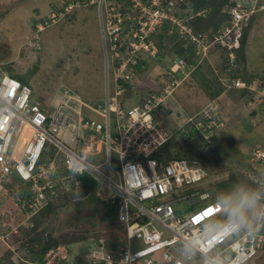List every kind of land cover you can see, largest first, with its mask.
<instances>
[{
  "label": "built area",
  "instance_id": "obj_1",
  "mask_svg": "<svg viewBox=\"0 0 264 264\" xmlns=\"http://www.w3.org/2000/svg\"><path fill=\"white\" fill-rule=\"evenodd\" d=\"M87 5L94 6L99 25L104 74L100 99L64 93L52 105H42L28 84L0 73V209L10 192L7 180L15 177L21 187L12 194L23 217L10 226L3 218L14 215L0 210L2 237L27 226L61 197L77 193L83 187L79 175L86 173L97 183V195L115 204L126 241L115 249L101 238L89 242L83 264H201L203 254L219 259L220 253L226 256L225 264H264V230L253 236L231 235L232 229L217 217L222 231L210 239L201 232L219 209L214 197L207 201L211 194L202 184L209 173L200 161L167 158V152L159 155L172 136L165 113L168 98L212 49L226 52L222 70L232 73L237 68L236 50L251 16L264 9V0L257 9L244 0L227 6L223 11L228 19L204 31L194 29L190 21L206 10H193L190 0H64L38 19L26 44L39 49L43 28ZM177 42L191 46L192 61L168 53ZM151 61L156 69L149 68ZM153 72L159 89L149 87L141 94L142 76ZM219 80L225 89L245 90L248 106L264 113V79L229 75ZM136 94L139 100L130 103ZM82 109L99 120L85 116ZM200 114L186 121L194 122L209 140L213 129L222 125L219 109L208 103ZM255 155L264 156V151L256 150ZM248 176L257 186L264 185L260 174L249 171ZM24 186L27 194L22 195ZM189 241L198 245V253L186 247ZM76 260L66 246L57 245L43 254L40 264H78Z\"/></svg>",
  "mask_w": 264,
  "mask_h": 264
},
{
  "label": "rangeland",
  "instance_id": "obj_2",
  "mask_svg": "<svg viewBox=\"0 0 264 264\" xmlns=\"http://www.w3.org/2000/svg\"><path fill=\"white\" fill-rule=\"evenodd\" d=\"M63 1L64 0H0V73H10L13 71L21 74L29 70V86L33 90V97L36 96L39 98L42 101V105H52L54 98L58 94L64 93L68 94L70 97H79L82 100H92L93 102L103 96L104 74L101 41L99 25L96 20L97 18L93 5L75 8L68 13L67 17L55 24L43 28L39 33V49H33L26 45L28 38L33 32V19L46 17ZM239 1L240 0H213L214 5H222L221 9L230 5H235L239 3ZM244 1L255 4L252 7L257 9L260 8L259 4L262 0H256V2L254 0ZM262 11L264 12V9H257L255 14L257 15ZM78 14L79 16H77ZM263 32L264 29L260 34ZM250 33L251 29L249 30V34ZM262 41L264 42V39H262ZM261 51H263V62L260 61L259 57L253 59L247 57L249 64L247 63V68L245 67V69L251 71V74L255 77L264 79V72L261 68L264 66V46L260 52ZM169 52L171 53V49ZM214 53L216 54L217 52ZM148 66L149 68L156 69L157 63L151 61ZM221 66L216 72L217 75L214 72V80L216 81L220 77H227L232 74L231 72L229 73L222 70ZM30 69H32L31 72ZM247 74L248 73H246V75ZM153 76L154 74L146 78L142 76L143 79L145 78V84H150L151 86L157 85V82L151 78ZM203 76L196 81H198L202 87L206 86L205 88H207V77L211 75H208L204 79ZM196 81L195 83H197ZM193 84L194 82L191 79L185 84L187 88L182 89V84L175 91L174 94L179 91V96L182 98V106H172L168 119L169 121L173 120V122H176L181 119L185 120L187 117L186 114L190 113L188 111L190 109L189 106L191 105L193 107V105L197 104V101L195 103V96L192 93V91L194 93L196 92L194 88L195 85ZM146 86L147 85H142L141 87ZM230 90H237L236 92L241 94L239 88H232ZM204 96L206 97L205 94ZM70 101L74 104V101ZM184 102H187L188 105ZM82 110L85 115L99 120L95 113H91L86 109ZM224 111L225 109H223V107L219 110L220 117L223 116ZM175 112H180V114L176 115ZM195 112L192 111L191 113ZM256 113L255 118L258 124L259 119L264 120V113L260 110ZM74 116L76 117L75 113ZM198 117L199 116L196 115V118ZM242 126H246V123H242ZM263 126L264 124L259 127H261V131L264 132ZM235 127L237 126L227 127V134L235 133L238 135V132H241V130ZM224 128L225 126L222 129ZM174 129L175 128L172 129L173 137L168 142L167 150L170 154H173V157H175L174 154L184 155L185 157H194V154H196L198 158L200 157L202 165L207 172H209L207 181L202 184L211 194V197L208 198L207 201L213 200V197H215L213 190H215V187L218 186L221 181L227 179L230 173H234L237 176L236 182H242L241 175L238 172L240 169L239 167L252 165L258 172L264 170V167L261 169V165L252 164L253 161L257 162L251 155L252 151H249L247 158L238 161L240 157L239 152L243 154L247 146L245 142L248 137L245 138L244 133L242 140L231 146H226L228 143V135H224L222 139L220 135H217L214 139L215 142L227 148L224 151L216 152V155L214 154L215 157L213 154L204 153L206 150H204V152L201 151L203 153L199 152L202 141L197 135L193 133H191L193 135H190L189 131L186 130L178 131ZM248 134L250 138L252 137L249 142L252 140H259V138H257L259 132L255 131V133L252 134L253 136L255 135V137L251 136L250 132H248ZM231 141L232 140H230V144ZM202 148L205 149L203 146ZM236 152L238 153L236 154ZM113 157L115 158L116 155L113 154ZM239 178L241 181H239ZM9 181L10 178L7 180V184ZM233 183L234 182H232V184ZM210 187H213V189H209ZM69 198L70 199L67 198L63 200L61 197L55 207L53 206L52 209L36 215V217L24 228L21 227L16 232H8L6 238L2 237L0 232V243H2L1 245L5 249V252L0 249V262L4 261L3 264L35 263L37 252L46 243V234H48V236L53 235L51 239L54 246L66 244L75 255L79 252L82 262L87 260V244L91 241L93 242L101 238L107 243H113L117 246L126 241L125 224L120 221L117 216H114L112 221L106 219L105 220L108 222L100 221L102 217L104 218L103 214L105 212V208L101 203L93 204L83 200L81 204H77V200L81 201L83 197L76 195L75 197ZM85 216L91 217L97 222L90 225L93 221H90L91 219L89 218H85ZM3 220L6 221L7 225L13 226L16 225L20 219L14 216L13 218L5 216ZM8 228L11 229L9 226ZM21 238L23 239V243L26 244L28 251L24 246H21L20 242H17ZM131 240L137 242L135 239Z\"/></svg>",
  "mask_w": 264,
  "mask_h": 264
},
{
  "label": "crops",
  "instance_id": "obj_3",
  "mask_svg": "<svg viewBox=\"0 0 264 264\" xmlns=\"http://www.w3.org/2000/svg\"><path fill=\"white\" fill-rule=\"evenodd\" d=\"M77 16H79V14ZM95 16H96V11H95ZM263 17H264L263 11L259 12L257 14V16L255 17L253 24L251 26V33L249 34V36L247 38L246 45H245L246 57H249L250 59L259 57L261 62H263V60H262L263 51L260 52V50L264 46L263 45L264 42L262 41V39H264V32L261 34H260V32L264 29V27H263L264 26V18ZM215 50H217V51H215ZM214 52H217L218 54L216 53L217 54L216 55ZM214 55H216V56H214ZM249 61H252V60H249ZM222 63H223V57L221 56V51L219 49H212V51L209 53L208 58L206 60H204V62L201 65H199L194 71H192V73L186 78V80L183 83L182 89L187 88V85H185V84H187V82L189 80H191V79L193 80V82H194L193 85H195L194 88H195L196 92L194 93L192 91V93L195 96V103L197 101V104L193 105V107L191 105L189 106L190 109L188 111L190 113L192 111L195 112L197 110H200L203 106H205L207 104V102H209L210 99L216 98L218 100V102L221 104L223 109H225L223 117H224V121H225L226 125H225L224 129L217 132L216 136L220 135V137L222 139L224 137V135H228V143L226 144V146H231V145H234L235 143H239L242 140V136L244 133L245 138H247V137L248 138L245 142L247 144V146L245 147L246 153L244 152L242 154L239 152L240 157H239L238 161H242L243 159L247 158V154H249V151L251 152V150H253L255 147L264 146V134H263L264 132L261 131V127H259L260 125L264 124V120L259 119V121H258L259 123L257 124V122H256L257 119L255 118L257 113H255V112L252 113L253 111L246 106L247 105L246 104L247 95H245V94L243 95L242 91H241V94L236 92L237 90L221 91L220 83H218L216 80H214V72L217 75L216 72L219 69V67L222 65ZM263 67H261V68H262V71L264 72ZM247 72L251 73V71H249V70ZM208 75H211V76L207 77ZM202 76H203V79L205 77L208 78L207 79L208 80L207 81L208 82L207 88H205L206 86L202 87V85H200L199 82L196 81L197 79H200ZM152 79L155 80L153 77H152ZM195 81L197 83H195ZM140 84L141 85H147L149 87L151 86L150 84H145V78L142 79V82ZM141 85H139L138 90L142 94V91L147 86L141 87ZM204 85H206V84H204ZM152 86L155 88H158V83H157V85H152ZM188 89H190V88H188ZM215 93H216V95H214L212 97L210 96L211 94H215ZM204 94L206 95V97L204 96ZM34 98L39 100V98H37L36 96H34ZM139 98H140V95L136 94L134 96H131L130 99H132V101H134V102H137L139 100ZM205 98H206V100H205ZM181 99L182 98H181V96H179V91H178L176 94H174V97L171 98V100L169 101V108H172L173 105H176L178 107L182 106L181 105L182 104ZM184 103H186L188 105L187 102H184ZM91 113H93V112H91ZM178 123L180 124L179 121H178ZM242 123H246V126H242ZM179 124H170L169 127L172 128L174 126H178ZM234 125L237 126L235 128H238V130H241V132H238V135H236L235 133L227 134L226 128L229 126H234ZM255 131L259 132V136L257 137V138H259V140H252L251 142H249V140L252 137L250 138L248 132H250L251 136H253L252 134H254ZM253 137H255V135ZM230 140H232L231 144H230ZM247 142H249V143H247ZM226 146H222V145L218 144V142H215V140H214V142H212V146L211 145L207 146V148L205 149L206 151L205 152L203 151V152L206 154H211V155L215 154L216 155V152L224 151L227 148ZM237 153L238 152H236V154ZM248 157H249V155H248ZM255 165H264V161H258V163H256ZM261 167H264V166H261ZM262 175L264 176L263 173H262ZM7 186L10 188H14L15 186L21 187V183L18 182L15 177H12V178H10V181L8 182ZM14 199H16L15 195L12 194V192H9L8 196H5V198H4L3 209L1 208L0 210L8 211L9 213H12L14 215V217H17L18 219H22L23 218L22 214L17 210ZM1 244L2 243H0V249L5 252V249ZM74 255H75V253H74ZM3 263H4V261L0 262V264H3ZM33 264H39L37 259H36V262Z\"/></svg>",
  "mask_w": 264,
  "mask_h": 264
},
{
  "label": "clouds",
  "instance_id": "obj_4",
  "mask_svg": "<svg viewBox=\"0 0 264 264\" xmlns=\"http://www.w3.org/2000/svg\"><path fill=\"white\" fill-rule=\"evenodd\" d=\"M169 51H170V49H169ZM168 53L171 56L174 55V54H171L170 52H168ZM153 74H154L153 78L155 79V74H156L155 72H153L152 74L146 75L145 78L146 77H150V75H153ZM142 79L143 78H141V80L139 82V85H141L140 83L142 82ZM184 81L182 82V84L184 83ZM217 82L220 83V89H223L221 91L232 89V88L225 89L223 87V85H222V82L219 79H217ZM180 86H178L176 88V90ZM147 88H149V86H147L143 91H145ZM152 88L156 89L153 86H152ZM157 89H159V86H158ZM239 89L243 92V95L244 94L247 95V99H246V104H247V101H248V98H249V94L246 93L245 90H243L241 88H239ZM175 91L173 92V94L167 100L165 113H169V115H170V112H171V108H169V101L171 100V98L174 97ZM130 98L128 99V101L130 103L131 102L136 103V102L132 101V99H130ZM208 103L216 104L219 110L222 108L221 104L218 102V100L216 98L210 99L209 102H207V104ZM205 106H203L199 111H196L195 113L186 114L187 117H186L185 120H183V119L178 120L180 122V124L178 123V121L173 122V120L172 121L168 120V123H167L168 128L172 132H173L172 129L175 128L174 130H178V131L179 130H181V131H185L186 130V131H189V133H190V131L192 130V127L194 125V122L186 121L187 118L189 116L191 117L192 115H197V114L200 117V115H201L200 113H201L202 109ZM246 106L248 108H250L252 111L255 110V109L251 108L250 106H248V104ZM258 111L259 110H256V112H258ZM175 113H176V115L180 114V112H175ZM85 116H87V115H85ZM87 117H89V116H87ZM220 118L222 120V125L213 129V132H212L213 134L209 138V140L205 139L203 137V134L200 132L202 134V140H201L202 143H201L200 147H202V146L204 147L205 146V149H206L207 146H208L206 144L209 141H212V139L215 138L217 132L222 130V128L226 125V123L224 121V117L221 116ZM170 124H179V125L170 128L169 127ZM194 134H196V133H194ZM172 137L173 136H171V138ZM170 139L168 140V142L170 141ZM205 149L203 148V151ZM256 150L264 151V146L255 147L253 150H251L252 151L251 155L253 156L254 160H256L257 162L258 161H264V156H260L259 155L257 157L255 155L256 154ZM180 157H182V156H180ZM186 158H188V157H186ZM191 158H197L200 161V163L202 164L200 157L198 158V156H194V157H191ZM257 162L253 161L252 164L255 165ZM245 166L250 167L254 171L255 174H260L261 176H263L262 173L264 174V170H262V172H258L254 167H252V165H245ZM245 166L244 167L242 166V167H239V168H241L242 170L243 169L245 170ZM261 166H263V165H261ZM261 169H262V167H261ZM249 171L250 170H247V171L245 170V174L248 175ZM15 187L14 188H10L9 187L10 188V192H13ZM213 203H214L215 207L219 209V212L217 213V215L214 218H211L210 220H208L201 228V232L207 234V236H206L207 239H210L211 236L215 235L218 231H222V227H220L218 225V223H217V217H219L221 219V221H222V223L224 225H226L227 227L232 229L231 235L253 236L256 233L264 230V185L253 186V185L246 184V183H243V182H234L233 184H231L230 187H228V188H226L224 190L218 191L215 194ZM54 206H56V205H54ZM60 245H62V244H60ZM186 247L191 249L193 254H196V253L199 252L198 245H195L191 241L187 242ZM76 257H77V255H76ZM225 261H226V256H225L224 253H220L219 254V259H217L216 256L209 257V256H206L204 254L201 257V264H225ZM40 262H41V260H40Z\"/></svg>",
  "mask_w": 264,
  "mask_h": 264
},
{
  "label": "trees",
  "instance_id": "obj_5",
  "mask_svg": "<svg viewBox=\"0 0 264 264\" xmlns=\"http://www.w3.org/2000/svg\"><path fill=\"white\" fill-rule=\"evenodd\" d=\"M190 3H191V6L193 8V10H198V9H201V8H204L206 11L203 15L201 16H196L194 19H192L190 22H191V25L193 26L194 29H197V30H201V31H204V30H208L210 26L214 25V26H217L219 25L220 23L226 21L228 19V13L224 12L223 9H221L222 5H214V2L213 0H190ZM222 4V3H221ZM68 13L66 14L65 17H67ZM257 15L254 14L253 16H251L250 18V21H249V25L245 28L244 30V33H243V36H242V39H241V45H240V48H238L236 50V58H237V68L232 72V74L230 76H240L243 80H248V81H253L255 79V76L251 73H248L247 69H245V67L247 68V57L245 55V45H246V42H247V38H248V34H249V30L251 29V26L253 24V21L255 19ZM42 18H45V17H42ZM39 19V18H38ZM38 19H33V23L32 25L34 26L35 23L38 21ZM165 33V31H162V32H159L157 34V37L159 40L162 39L163 37V34ZM221 56L223 57V65L222 66H226L225 64L226 63V52L224 49H221ZM171 54H174V55H178V56H183L186 60L188 61H192V59H188L190 56L194 55V52L192 51V48L190 45L186 44L185 42H177L175 43V45L171 48ZM32 71V69H30V72ZM29 70H27L25 73H15L13 71L10 72V74H12L13 76H15L16 78H18L23 84H28L29 85V77H30V73H28ZM246 73H248L246 75ZM33 92V90H32ZM216 95L215 94H211L210 96H214ZM33 96V94H32ZM40 100V99H39ZM41 101V100H40ZM256 113V110H253L252 113ZM191 133H196L195 135L198 136L199 139L202 140V134L200 133V131L196 128V127H192V130L190 131V135H193ZM215 138L212 139V141H209L206 145L209 146V144L211 145L214 141ZM167 144V145H166ZM162 149H161V152H160V156H165V154H163L164 152H167V158H171L173 157V154H170V152L167 150L168 148V143H166ZM205 147V146H204ZM199 149V148H198ZM201 151H203V148L200 147L199 149V152L201 153ZM195 156H198L196 154H194ZM175 157H180L181 155L180 154H174ZM182 157H185L184 155ZM193 157V156H192ZM188 158H191L188 157ZM247 168V169H246ZM245 170H250L252 172H254L250 167L248 166H245ZM245 170L243 169H239V173H240V177H241V180L243 183H246V184H250V185H253V186H257L252 179H250L248 177V175L245 174ZM79 178L83 181V187L82 189H80L77 193H74L72 195L68 194V195H65L63 200L64 199H70L69 197H75L76 195H79L80 197H83L80 200H77V204H81L83 202V200H86L88 203H101L102 206L105 208V212L103 214L104 218L102 217V219H100V221H103V222H108L109 220L112 221L113 217L114 216H117L116 215V207H115V204H112L110 203V201H107L105 199H102L100 196L97 195V189H96V182L95 180H93L92 177H90L88 174L86 173H83V174H80L79 175ZM240 178H239V181H241ZM237 181V176L234 174V173H230L229 177L227 179H224L223 181H221V183L215 187V190H213L214 192V195L218 192V191H221V190H224L228 187L231 186L232 182H236ZM209 189H213V187H210ZM21 193L22 195H25L27 194V187H23L21 189ZM55 207V206H54ZM53 206L52 205H48V207H46L43 211H47L49 209H52ZM43 211L41 213H43ZM36 216L33 217V219L35 218ZM85 218H89L91 219L90 221H93L90 225H93L95 222L94 219H92L91 217H86ZM108 221H106V220ZM53 235H49L46 234L45 236V239H46V243L43 245V247L37 252L36 256H37V261L39 262L40 264V261L41 260V257L43 256V254L49 249V248H52V247H55L54 244L52 243V238ZM7 240V239H6ZM18 243L20 242L21 243V246H24L25 249L28 251V249L26 248V244L23 243V239L21 238L19 241H17ZM107 243V242H106ZM67 247V249L71 252L72 254V251H71V248L68 246V245H64ZM107 246L112 248V249H115L117 247L116 244H113V243H107ZM96 254H98V252H95ZM77 254V260L76 262L78 264H83L85 262H82L81 261V254L79 252L76 253Z\"/></svg>",
  "mask_w": 264,
  "mask_h": 264
}]
</instances>
